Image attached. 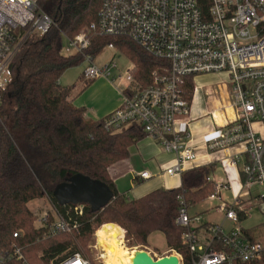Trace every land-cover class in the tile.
Instances as JSON below:
<instances>
[{
	"label": "built area",
	"instance_id": "1",
	"mask_svg": "<svg viewBox=\"0 0 264 264\" xmlns=\"http://www.w3.org/2000/svg\"><path fill=\"white\" fill-rule=\"evenodd\" d=\"M53 25L51 17L38 9L37 0H0V108L14 83L12 65L23 44L31 35L45 36ZM94 33L128 38L149 56L167 63V67L153 72L152 82L147 86L136 83L134 64L124 75L115 76L123 103L105 119V127L112 130L130 123L141 125L149 138L176 158L165 172L170 177H181L187 164L197 157L187 124L178 127L179 118L188 116L191 109L183 94L186 78L194 81L198 76H226L236 115L209 136L206 148L216 152L243 146L246 161L240 193L232 205L219 206L225 219L235 227L230 232L220 224L203 227L201 218L190 214L181 197L176 223L185 230L182 239L189 260L178 253L176 256L179 264L261 261L264 245L246 239L238 212L242 211L239 206L243 198L255 186L263 189L264 200V136L253 128L256 123L264 127V0H103L98 22L65 42V55L82 57L86 81L111 78L117 70L115 62L95 64L94 55L88 52ZM109 48L114 49L113 45ZM222 161L227 169H232L240 157ZM140 177L148 180L151 176L145 172ZM214 184L215 191L209 199L219 201L221 193L230 186L226 182ZM84 208L74 206L79 215ZM52 215L55 220L47 236L72 234L77 230V225L71 226L54 209ZM49 218V213L37 217V227L45 226ZM14 258L23 259L21 249L15 246L0 254V264ZM54 264L93 263L76 254Z\"/></svg>",
	"mask_w": 264,
	"mask_h": 264
},
{
	"label": "trees",
	"instance_id": "2",
	"mask_svg": "<svg viewBox=\"0 0 264 264\" xmlns=\"http://www.w3.org/2000/svg\"><path fill=\"white\" fill-rule=\"evenodd\" d=\"M37 6L54 25L45 36L31 35L23 44L12 65L14 83L0 108V254L13 246L23 254L22 260L4 264H54L81 254L93 230L106 224L115 225V231L109 227L121 239L125 232L126 242L134 246H147L152 234L162 233L168 250L188 262L185 230L176 223L180 198L189 208L207 200L215 191L208 171H185L179 188L159 189L140 199L120 195L108 169L127 159L130 148L148 134L137 123L107 130L105 119L87 120L85 110L71 100L73 87L59 83L68 69L83 63L79 55L64 54L66 39L98 22L103 0H37ZM91 42L88 52L94 57L110 45L120 50L135 65L133 76L141 86L151 84L155 70L167 67L125 37L94 33ZM194 91L193 79L186 78L183 94L190 104ZM77 174L107 184L114 193L111 203L96 213L85 206L82 215L72 205L60 206L54 189ZM44 198L59 217L77 225L74 233L47 236L55 220L51 213L45 226L34 224L37 215L28 204ZM238 215L240 221L245 218L241 212ZM251 264H264V257Z\"/></svg>",
	"mask_w": 264,
	"mask_h": 264
},
{
	"label": "crops",
	"instance_id": "3",
	"mask_svg": "<svg viewBox=\"0 0 264 264\" xmlns=\"http://www.w3.org/2000/svg\"><path fill=\"white\" fill-rule=\"evenodd\" d=\"M210 77L223 79L219 81V86L223 87L221 88L224 95L223 103L218 109L213 110L207 106L212 95L206 92V85L208 84L205 80ZM82 78L84 79L83 74ZM96 80L99 81L100 88L105 92V95L102 96L103 99H99L93 105L82 102L80 106L85 110V118L90 121L106 119L117 111L123 103H121L123 97L115 76L111 78L101 77ZM193 82L195 91L190 114L178 120L179 128H184L183 124H187L186 130L190 134L191 145L195 148L197 156L195 161L187 164L186 171L205 168L212 182H226L229 184L230 189L221 193V200L219 201H212L208 198L207 200L212 204L191 215L199 216L203 227L220 224L227 232H230L235 225L225 219L224 213L219 211V206L222 203L232 205L239 195L240 187L244 182L243 168L246 155L243 152L242 145L233 146L225 151L209 152L206 148V141L227 120L235 118L236 109L234 108L233 92L225 75L198 76ZM60 85L62 84L60 83ZM65 87H73L71 100L75 106V103L80 102L81 90L75 84ZM253 128L259 135L264 136V127L261 124H254ZM235 156L240 157L237 166L227 169V165L222 160ZM175 161L174 155L166 153L158 143L146 137L130 148L127 159L112 165L108 169V175L120 195L130 200H136L159 189L172 190L179 188L182 182L181 177H170L165 174L166 170ZM145 172L151 176L150 179L144 180L140 177ZM262 193L263 189L260 186L253 187L250 194L243 198L239 208L245 216L240 221V227L244 231L246 239L264 245V200L261 198ZM254 210L257 217H251L250 215V212Z\"/></svg>",
	"mask_w": 264,
	"mask_h": 264
},
{
	"label": "rangeland",
	"instance_id": "4",
	"mask_svg": "<svg viewBox=\"0 0 264 264\" xmlns=\"http://www.w3.org/2000/svg\"><path fill=\"white\" fill-rule=\"evenodd\" d=\"M115 62L117 64V70L113 71V76H119L124 75L127 69L131 66L132 62L118 49L114 48L111 49L109 47H106L103 49V51L95 57V64L97 65H104L106 63H112ZM85 69V64L82 63L79 66L72 67L68 69L64 75L60 79V83L63 86H68L75 84L77 88L81 90V96L79 97V101L75 103L76 107L81 106L82 102L88 103L89 105L95 104V102H98L99 99H103V95H105V92L102 88L99 86V81H86L82 78V74ZM223 79H217L214 77H210L209 79H206L205 82L208 84L206 85V92L212 97L209 100V106L211 110L218 109L223 103L224 95L222 93L221 86H219V81ZM123 102V99L121 98V103ZM105 119V118H104ZM212 203H210L208 200L204 203L192 207L189 209L190 214H193L196 211H200L205 206H208ZM28 208L37 215V217H41L45 215V213H51L53 211V205L50 203L47 199H38L35 201H32L28 204ZM251 217H257L255 210L253 212H250ZM36 226L38 224L37 221L34 223ZM113 225V224H106ZM114 231H115V225H113ZM101 228V226L95 228L93 230V233L91 234V238L89 241L85 244H83L82 253L81 255L85 256L88 260H90L93 264H105V259L103 256L105 255L103 249L98 244V239L96 237V233ZM110 228V227H109ZM116 233V232H115ZM117 234V233H116ZM118 236V235H117ZM125 232L123 235V238L121 239L120 236H118V239H120L123 242V247H125L129 252H147L151 255L152 258L155 260L162 258L164 255H175L177 254L175 251L168 250L166 239L162 233H154L152 234L148 239V245L147 246H134L131 243L126 242L125 238ZM83 256V257H84Z\"/></svg>",
	"mask_w": 264,
	"mask_h": 264
},
{
	"label": "water",
	"instance_id": "5",
	"mask_svg": "<svg viewBox=\"0 0 264 264\" xmlns=\"http://www.w3.org/2000/svg\"><path fill=\"white\" fill-rule=\"evenodd\" d=\"M53 197L60 206H87L96 213L111 203L114 193L107 184L77 174L59 184L53 191ZM133 264H179V259L170 255L154 260L147 252H140Z\"/></svg>",
	"mask_w": 264,
	"mask_h": 264
},
{
	"label": "bare ground",
	"instance_id": "6",
	"mask_svg": "<svg viewBox=\"0 0 264 264\" xmlns=\"http://www.w3.org/2000/svg\"><path fill=\"white\" fill-rule=\"evenodd\" d=\"M99 246L103 249L105 255V264H133L135 252H129L123 247V242L108 227L102 226L96 233Z\"/></svg>",
	"mask_w": 264,
	"mask_h": 264
}]
</instances>
